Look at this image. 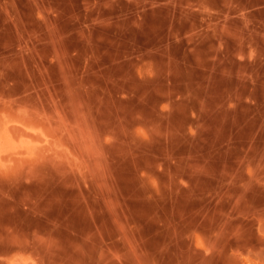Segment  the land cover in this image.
I'll list each match as a JSON object with an SVG mask.
<instances>
[{
  "label": "rangeland",
  "instance_id": "rangeland-1",
  "mask_svg": "<svg viewBox=\"0 0 264 264\" xmlns=\"http://www.w3.org/2000/svg\"><path fill=\"white\" fill-rule=\"evenodd\" d=\"M0 264H264V0H0Z\"/></svg>",
  "mask_w": 264,
  "mask_h": 264
}]
</instances>
